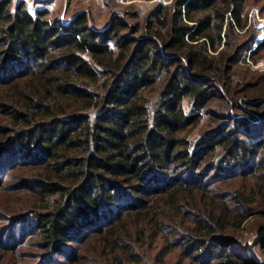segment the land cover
Wrapping results in <instances>:
<instances>
[{"label": "trees", "instance_id": "trees-1", "mask_svg": "<svg viewBox=\"0 0 264 264\" xmlns=\"http://www.w3.org/2000/svg\"><path fill=\"white\" fill-rule=\"evenodd\" d=\"M246 3L159 2L100 30L0 0V160L36 187L21 216L43 261L256 264L239 241L264 208V73L234 69L258 40Z\"/></svg>", "mask_w": 264, "mask_h": 264}, {"label": "rangeland", "instance_id": "rangeland-1", "mask_svg": "<svg viewBox=\"0 0 264 264\" xmlns=\"http://www.w3.org/2000/svg\"><path fill=\"white\" fill-rule=\"evenodd\" d=\"M172 1L12 0V8L15 9L19 3H25L32 13L36 14L38 11L47 10L49 18L58 19L63 23L69 22L70 19L80 12H86L91 25L100 30L106 28L113 18L118 17L134 29L143 27L147 14L157 3H171ZM245 13H247L249 18L246 28L248 32L256 33L258 40L251 46L252 49L241 57L242 59L246 58V60L239 61V64H236L234 69L240 66L241 71H250L252 74L258 75L264 73V50L259 51L254 57L257 58V61L252 57L251 51L258 49L260 42L264 40V0H247ZM245 31H242V33ZM216 91L220 94L223 93V88L220 84ZM243 98L244 96H241L239 101L241 102ZM188 107V104H186L187 110L189 109ZM238 112L241 115L243 114L242 111ZM205 129V125L192 129L190 132L191 138L197 139ZM18 156L13 159L17 160ZM7 163H5L4 159L0 160V264H61L65 261L66 256H57L50 262L43 261V255H47V253L41 249V240L34 217L29 215L23 218L21 216L25 214L24 212H27L25 211L28 209L27 203L37 199L35 194L36 187L28 180V175L24 172L25 168H19V165L14 168H7L9 166ZM234 172L239 173L240 170L237 169ZM216 175L218 173L208 177L207 181L218 185L219 177H216ZM183 177L184 180L189 178L188 175ZM259 210L261 213L256 214V211L244 221L242 238L239 241L244 248L243 254L246 252L247 256L251 258L249 259L251 262L264 264V208ZM17 215H19V219L12 220ZM5 246L8 248H5ZM75 246H77V243L74 242L72 247L74 248ZM157 253V250L151 252L152 257L148 264H163L160 260L165 252H161L163 254L159 256H156L158 255ZM179 253L180 250L177 253L170 254L166 259L171 258L173 262L178 259L181 260ZM90 258L91 255L82 260L83 264L85 262L89 263ZM167 264H170V262L168 261Z\"/></svg>", "mask_w": 264, "mask_h": 264}]
</instances>
